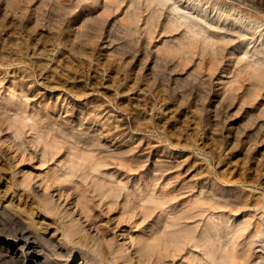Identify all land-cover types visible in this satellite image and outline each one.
<instances>
[{
	"label": "rangeland",
	"instance_id": "rangeland-1",
	"mask_svg": "<svg viewBox=\"0 0 264 264\" xmlns=\"http://www.w3.org/2000/svg\"><path fill=\"white\" fill-rule=\"evenodd\" d=\"M49 1L59 2L58 10ZM105 1L98 0L91 12V16L96 17L89 19L84 7L86 0H24L19 3L24 11L17 12L9 8L7 0H0V107L15 117L13 103L20 97L22 101L27 98H23L17 88L9 87V83L23 79L24 75L32 89L38 90L29 99L32 105L26 107L28 114L34 105L55 102L67 108L72 100L78 101L87 117L96 121L94 131L99 128L95 133L101 134L99 137L112 153L127 148V143L116 144L123 136H126L125 141L133 142L132 147L141 146L144 150L140 159L147 168L144 174L142 170H133L130 162L105 157L104 153L98 155L102 166L95 174L135 184L144 181L148 173L162 172V182L149 187L146 193L159 198L166 195L171 202L153 209L150 202L135 198L129 211H125L127 202L123 192L115 199L97 195L93 192L91 177L84 178L82 171H79L82 186L75 188L66 181L71 157L69 144L61 143L62 148L55 154L44 155L41 148L32 143L28 129L22 134L5 122L0 125V238L9 247L19 250L20 260L16 264H33L26 247H21L33 239L43 254L47 252L52 256L55 264H82L85 253L92 259L89 246L66 237L60 216L43 211V197L38 191L48 182L53 188L68 190L74 202L80 191L87 190L98 215L97 221L107 226L109 234H115L116 241L122 238L120 233L123 234L131 252L135 240L153 241L163 229V224L158 223L163 216L173 217L176 214L171 212L175 208L189 205L199 197L198 193H184L187 189L160 194L162 189L172 190L174 182L178 181L180 185H193L197 190L206 184L208 200L210 196H222L226 200L237 194L236 203L240 205L237 209L225 205L213 207L210 201L204 206L214 212H225L231 217L232 226L244 229L236 244L240 252L255 239L258 226L264 232V81L260 91L252 95L248 90L258 83L243 72L235 90L226 93L228 98L221 110V122L214 125L215 102L212 98L207 100V95L225 92L226 84L240 68L238 58L229 61L227 68V59L223 60L216 70L206 63L199 65L197 61L182 63L177 57L162 58L158 47L163 41L157 36L148 48L147 38L135 44L139 56L132 59L125 26V4L119 10L108 11L103 6ZM219 1L263 25L259 37L256 35L241 46L239 43L231 45L232 48L239 45L236 55L246 58L257 46L264 45V0ZM244 52L248 55L244 56ZM160 167L162 170L157 171ZM111 173L115 176L111 177ZM25 174L34 177L28 186L21 183ZM146 185L144 182L143 186ZM41 215L51 221L48 226L51 231L34 230L32 219L38 220ZM91 231L100 233L96 226H92ZM23 235L29 237L28 242ZM203 243L196 239L182 243L177 252L170 247L162 253L166 255L167 264H195L200 259L208 262L206 250L201 249ZM114 262L97 257L88 264ZM135 262L134 259L132 263Z\"/></svg>",
	"mask_w": 264,
	"mask_h": 264
},
{
	"label": "bare ground",
	"instance_id": "bare-ground-1",
	"mask_svg": "<svg viewBox=\"0 0 264 264\" xmlns=\"http://www.w3.org/2000/svg\"><path fill=\"white\" fill-rule=\"evenodd\" d=\"M23 1L24 0H7V3L9 8L17 12L24 11V8L19 6V3ZM86 1H88V3L86 2L84 4L87 10L86 16H90L89 19L96 17L94 14L91 16V12L93 7L98 4V0ZM49 4L53 5V7L55 6L54 9L58 10L59 2L54 3V1H49ZM122 4H125V26L129 36V46L132 49L129 51V55L132 59H135L138 55L134 48L135 44L139 45L147 38L145 42H147L148 48L152 44L150 41L157 36H161L163 41L162 46L158 47V52L160 53H158L159 57L162 55V58L177 57L182 63L197 61L199 65L206 63L212 70H216L225 59H227L225 61V68H227L229 67V61L233 58H238L240 68L237 74H234L232 80L226 84L225 92L217 91L214 95H210L211 93L207 95V100L212 98L214 99L213 102H215L212 114L214 125H218L221 122V110L228 98L226 93L235 90V85H239V78H241L240 75H243V72L253 77L255 84L258 83L254 85L253 89L251 88L248 90L250 94L255 95L260 91L261 83L264 81V56L262 55L264 54V45L260 48H257V46L250 55L244 52V56L248 55L246 58H241L236 55L244 42L253 39L256 35L259 37V34L262 33L263 25L260 22L245 16L234 7H231L232 5H225L219 0H106L103 6L104 9L108 11L113 8L119 10ZM56 21L57 23L59 22V20ZM137 34L141 35V37L135 38ZM233 43H239L240 46L238 45L232 48L231 45ZM22 77L23 79L19 81H11L9 87L17 88V91L23 95V98H27V100L22 101L20 97V100L13 103L15 112L14 118L9 116V114L0 107V125L8 122L11 128H14L22 134H25L26 129H28L32 136V143L36 147H40L44 155L50 153L55 154L58 149L62 148L63 145H61V143L69 144L71 157L69 158V179L67 178L66 181H70L75 188H80L82 186V175H79V171H82L84 178L91 177L92 189L97 195L115 199L123 192L127 202L124 206L125 211H129L134 204L135 198L140 201L150 202L153 209L171 202V199L166 197V195L163 198H159L146 193L149 187L162 182V176L164 175L162 172V174L160 172L148 173L146 178L144 177V181L135 184H126L122 183V180L116 179L113 181L106 177L96 175L95 172L101 171L102 166L100 162L101 158L98 156L101 155L100 153H104L105 157L108 158L130 162V165H133L131 166L133 170H142L144 174L146 172L144 169L147 168L146 165L140 161L143 157L144 150L141 146L132 147L133 142L129 139V141H125L126 136H123L117 140L116 144L120 145L123 142L127 143V148L112 153L109 146L106 145L107 143H103L104 141L99 137L101 134L95 133L96 130L99 131V128L94 131V124H96V121L93 118L87 117L82 111L84 107L76 103L78 101L75 102L72 100L71 106L67 108L61 107L55 102L54 104L47 102L45 106L34 105L32 112L28 114L26 107L32 105L29 99L33 94H36L38 90L32 89L26 79L28 78L27 76L24 75ZM1 82L2 80L0 79V85ZM46 98L48 99V97ZM26 119H30L31 122L28 123ZM185 149L186 148H184V150ZM188 152L191 151L188 150ZM159 170H162L161 167L157 168V171ZM110 176L113 177L115 174L111 173ZM33 179L34 177H29L25 174L21 183L28 186ZM144 182L147 183L145 187L143 186ZM43 187L44 189L41 192L38 191L39 195L43 197L41 200L43 211L46 214H57L60 216L64 222L66 237L71 239L76 238L74 240L75 243L86 244L92 249H90V252L94 258L92 257V259H89L88 253H85L83 256L85 259H82V264H88V262L93 261L97 257H100L101 261L105 260L108 262H111L112 259L115 261L114 264H167L165 261L166 255H164L162 251L166 252L170 247H173L174 252H177L179 251L177 247L181 246L182 243L194 241L196 239H200L204 242L201 249L206 250L205 256L209 260L208 262L202 261L201 259L196 260L195 264H233L235 262L238 264H264V232L261 230L260 226L257 227L258 231L256 232L255 239L239 252L236 244L238 238L242 236L244 229L238 226H232L230 224L231 217L225 212H214L213 209L204 206L210 201L209 203H212L213 207L217 205H222L223 207V205H225L226 207L231 206L233 209H237L240 206L236 203L237 194L234 195L235 198L231 197L226 200L222 199V196H210L208 200L209 196H205V192H207L209 186L206 184H202L197 190L193 185L184 186L180 185L178 181L174 182V188H172V190L164 191L162 189L160 194L163 192L164 194H174L179 189H187L184 193L191 192L194 193V195L198 193L199 197L197 196L198 198L189 205H181L175 208L171 212L176 214L173 217L163 216L158 221V223L163 224V229L157 234L153 241L135 240L133 242L134 250L130 252V247L127 245L123 234L120 233L122 238L116 241L117 237L115 234H109L107 226H101L100 222L97 221L98 215L94 212V208L88 199L87 190H83V192L80 191L78 200L74 202L70 199L71 193L64 188H53L48 182L44 184ZM205 197H207V199ZM32 224L36 232L51 231V229L48 228V226L51 225V221H49L46 216L41 215L38 220L33 217ZM92 226H96V228L100 230V233L98 231V233H93V231H91ZM13 233L14 232H12V234ZM54 233L57 232L54 231ZM24 238L26 241L29 239V237L25 236ZM3 245H6V247H2ZM21 247H26V250L30 253L28 255L29 258L33 259V264H55L51 255H48L47 252L44 254L42 253L38 242L34 239L26 243V245H21ZM134 259L136 262L132 263ZM19 260V250L16 249V247H9V244L3 242L0 238V263L16 264ZM186 260L188 261L189 258H186Z\"/></svg>",
	"mask_w": 264,
	"mask_h": 264
}]
</instances>
